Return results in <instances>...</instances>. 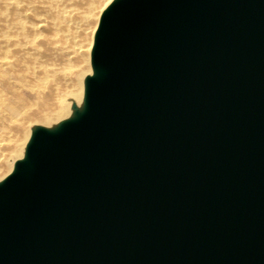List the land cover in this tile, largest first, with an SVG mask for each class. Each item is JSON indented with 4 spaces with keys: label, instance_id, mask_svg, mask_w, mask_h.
<instances>
[{
    "label": "water",
    "instance_id": "95a60500",
    "mask_svg": "<svg viewBox=\"0 0 264 264\" xmlns=\"http://www.w3.org/2000/svg\"><path fill=\"white\" fill-rule=\"evenodd\" d=\"M96 47L0 187V264H264V0H121Z\"/></svg>",
    "mask_w": 264,
    "mask_h": 264
},
{
    "label": "bare ground",
    "instance_id": "6f19581e",
    "mask_svg": "<svg viewBox=\"0 0 264 264\" xmlns=\"http://www.w3.org/2000/svg\"><path fill=\"white\" fill-rule=\"evenodd\" d=\"M22 1L0 0V69L11 71L13 76L15 74L19 86L27 89L30 96L20 95L8 98L3 95L4 93L1 94L2 92H0V112L6 113V117L12 119V121L10 120L11 122H14L13 120H17L18 116H21L19 117L20 120L32 118V120H27V122L31 123L37 120L39 124L32 127L28 124L24 129H21L22 126L19 123L14 136L8 140L7 138L4 139V141H7L0 144V187H4L7 179L13 174H20L26 180L31 179L33 163L29 157V149L35 144L38 134L56 135L67 124L77 122L86 113L90 85L105 81L109 71V67L96 61V55L99 53L96 47L97 39L104 28V18L110 13L113 6L121 0H89V7L94 9L96 6H100V10L97 8L99 13H97L96 25L93 27L94 30L90 31L92 40L89 41L87 47V49L91 47L89 54L86 56L84 53L85 57L83 56L81 60L83 66L80 68L79 65L80 69L78 68V71L75 70V72L64 68V66H59L60 68L57 69L49 67L45 63L31 66L27 62L30 58L39 60L37 58V55H39L37 46L39 44L36 46V36L41 34V32L39 34L40 28L47 24L51 30L55 31L51 33L52 38L49 40L51 53L57 56L56 60L59 58L60 65L62 63L65 64V54L67 51L66 53L64 51L67 49L65 47V50H63L64 45H60L61 36H57V29L62 24L69 25V20L67 23V18L69 17L61 11L59 0H42L44 4L40 7L50 12V18L45 20L44 18H36L37 15H34L35 21H27L24 17L25 14L29 16L30 7L28 10V3H23L24 1ZM61 27H67V25ZM8 30L13 32V34L11 33L12 36L9 35ZM44 49L48 50V48ZM73 53L76 56L79 55L75 54V51ZM67 56H69V51ZM55 65L56 63L50 66ZM72 75L77 77L76 81L74 78L72 80ZM35 102L36 104L38 103V109L31 110V114H25V109L34 106ZM32 114L34 117H31ZM5 121L3 118H0L1 128L6 127ZM4 151H6L5 154H3Z\"/></svg>",
    "mask_w": 264,
    "mask_h": 264
},
{
    "label": "rangeland",
    "instance_id": "374dc122",
    "mask_svg": "<svg viewBox=\"0 0 264 264\" xmlns=\"http://www.w3.org/2000/svg\"><path fill=\"white\" fill-rule=\"evenodd\" d=\"M23 1H22L23 3H28V10H29V7H30V10H29L30 12H28V10H27V12L29 13V16H28V14H25V17H24V18H26L27 21H30V22L31 21H35L36 18H44L45 20L50 18V16H51L50 12H47V11L41 9V7H40V6H42L44 4V2H42V0H23ZM38 1H40V2H38ZM43 1H45V0H43ZM59 2H60V8L62 9L61 11H63V13H65V15L67 17H69V18L66 17L67 18V23H68V20H69V25L66 24L67 27H63L62 28L61 26H66V25L62 24V25H60V28L57 29V36L58 35L61 36V37L59 36L60 37V43H61L60 45L61 46L64 45L63 46V48H64L63 50H65V47L67 49V50L64 51V53H66V51L68 53V51H69V56H67V53L65 54L66 55L65 64L62 63L60 65L59 58L56 60L57 56H55V55H53V53H51L52 50H51V47H50L49 40L52 38V34L51 33L55 32V31L51 30L47 26V24L45 25L47 27H45V26L42 27L41 26L42 28H40V31H39V34H40V32H41V34L39 36L37 35L38 37L36 36V41H35L36 46L39 44L37 46V52L39 54V55H37V58L39 60L33 59V58H32L33 59L32 60L30 58V59L27 60V62L31 66H37L38 64H44L45 63V64H48L49 67H55L57 69L60 68L59 66H62V67L64 66V68H67L68 70L75 72V70L78 71L79 65H80V68H81V66H83L82 65L83 62H81V60H82V57L84 56V53H85L86 56H87V54H89V51H90L91 47L89 49H87V47H88L89 41L92 40V37L90 35L91 34L90 31L92 29L94 30L93 27L96 25V20H97V17H98L97 13H99L98 9L100 10V8H99L100 6H98V7L96 6V8H94V9L89 7V3H88L89 0H78V1L77 0H59ZM97 4H99V3H97ZM99 5H101V4H99ZM34 15H37L38 17L36 16V18H35ZM0 32H1V30H0ZM8 32H9V35L12 36L13 32H11V30H8ZM61 32H62V35H61ZM29 39H31V37H29ZM47 40H48V42H47ZM68 45H69V47H68ZM44 46H46V47H44ZM44 48H48V50L46 51V49H44ZM43 49H44V51H42ZM73 51H75V54H77V55L79 54V55L78 56L74 55ZM48 52H50V53H48ZM42 54L44 55V57H43ZM49 54H50V56H49ZM51 58H52V60H51ZM52 61H54V62L52 63ZM54 63H56L55 66H50V65H53ZM34 64H36V65H34ZM67 64H69L70 67ZM88 64H89V61H88ZM12 74H11V71H6L4 69H0V75H1L0 76V92H2L1 94L4 93L3 95L5 97H8V98H14V97H17V96H20V95H22V96L23 95H27L29 97L30 93L28 92V90L23 88V87H20L18 82H17L15 74H14L15 77ZM73 78L76 81L77 77L72 75V80H73ZM36 102H35L34 106H31V108L25 109V111H26L25 114H29V113L31 114V112H32L31 110L34 111V109H38L37 108L38 103L36 104ZM0 114H1L0 118H3L4 121L6 119V121H7V122L6 121L4 122L5 126H6L5 128H1V126H0V140H2V141H0V144H3L2 142L5 143L8 139H10V138H12L14 136V134L16 133V127H17V125H19V123L22 126L21 129H24V127L27 126L28 124L31 127L34 126V125H38L39 124V122L37 120H34V122H31V123L27 122V120H32V118L31 119H27L26 118V120L25 119L24 120H20L19 117H21V116H18L17 120H13L14 122H11L12 119L7 118L6 117V113H1L0 112ZM31 117H34L33 114H32ZM6 138H7V140L4 141V139H6ZM5 153H6V151L3 152V154H5Z\"/></svg>",
    "mask_w": 264,
    "mask_h": 264
}]
</instances>
